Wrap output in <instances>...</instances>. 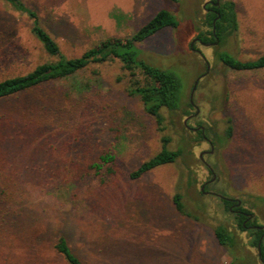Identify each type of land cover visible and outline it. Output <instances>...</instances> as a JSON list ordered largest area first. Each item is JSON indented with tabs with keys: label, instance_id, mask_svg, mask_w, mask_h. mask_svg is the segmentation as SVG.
<instances>
[{
	"label": "rangeland",
	"instance_id": "1",
	"mask_svg": "<svg viewBox=\"0 0 264 264\" xmlns=\"http://www.w3.org/2000/svg\"><path fill=\"white\" fill-rule=\"evenodd\" d=\"M24 1L68 57L105 38L132 35L159 9L170 10L179 26L138 45L151 62L181 76L189 113L163 110L166 129L160 132L139 96L128 91L130 79L118 59L0 99V264H67L54 249L60 234L85 264L229 262L214 227L226 225L244 238L249 232L238 229L219 196L242 200L264 225V68L232 69L218 52L245 60L264 54V0H233L238 28L218 43H195L209 68L191 42L211 30L205 5L217 0ZM30 25L0 0V80L50 59ZM191 98L199 112L188 124L205 127L212 151L206 140H189L200 137L184 123L196 112ZM162 135L170 137V149L184 147V155L131 178L161 149ZM109 146L117 153L116 171L83 177L80 163ZM204 182L215 194L200 191ZM176 192L197 218L176 208Z\"/></svg>",
	"mask_w": 264,
	"mask_h": 264
},
{
	"label": "trees",
	"instance_id": "2",
	"mask_svg": "<svg viewBox=\"0 0 264 264\" xmlns=\"http://www.w3.org/2000/svg\"><path fill=\"white\" fill-rule=\"evenodd\" d=\"M3 1L11 10L26 15L31 20L30 30L41 43L50 59L37 64L24 74L0 80V99L32 91L54 80L68 79L83 71L92 63L118 59L130 79L128 91L139 96L145 112L155 119L160 132L166 129V118L163 110H167L171 114L189 113L188 110H184L183 106V82L181 76L170 69L151 62L148 57L143 55V51L138 45L164 27L176 28L179 26L180 21L170 10L166 8L159 9L148 22L143 24L132 35L105 38L96 45L86 49L81 55L68 57L64 54L52 33L42 24L37 10L24 0ZM206 6L209 10L206 9L204 23L211 27V30H201L198 33L202 40L211 41L215 39L213 35L214 25L219 39H225L238 28L236 4L233 0H226L219 2V4L213 1ZM210 9L217 10L220 15L217 16L218 13ZM218 56L226 66L235 70L264 68V54L245 60L224 50L218 52ZM189 105L191 106V103ZM197 135L200 137H189L192 145H198L200 141L204 140L201 131H198ZM161 141V149L131 171V178H139L158 166L174 163L179 157L184 155V147L180 146L177 149L168 147L169 136L162 135ZM80 164L84 167L81 171L83 177L91 175L106 177L116 171L117 153L113 146H109L103 149L96 158ZM1 187L0 183V190ZM221 200L224 208L227 209L230 202L225 198H221ZM173 201L181 213L188 216L193 215V217L197 218V215L193 214L185 206L183 195L180 192H176L173 195ZM235 219L240 231L243 233L249 232L248 238H244L240 233L223 224H218L214 227V234L218 242L228 249L231 254V259L226 264H264L258 251L259 241L264 234V229L254 230L244 227L243 216L236 213ZM261 248L264 252V239H262ZM54 249L67 264H85L79 255L73 251L64 234L58 236Z\"/></svg>",
	"mask_w": 264,
	"mask_h": 264
},
{
	"label": "flooded vegetation",
	"instance_id": "3",
	"mask_svg": "<svg viewBox=\"0 0 264 264\" xmlns=\"http://www.w3.org/2000/svg\"><path fill=\"white\" fill-rule=\"evenodd\" d=\"M217 2V1H216ZM220 1L217 2V4H219ZM205 8L207 9V6L205 5ZM209 10V8L207 9ZM210 10H213L215 12L218 13L217 16L220 15V13L217 11V10H214V9H210ZM214 23H215V20H214ZM213 35H214V41H204L202 40L199 36H196L192 42H191V48L195 51H197L198 53L202 55H204L200 49L196 48L195 46V43L196 42H199L200 44H203V45H210V44H214V43H218L220 42V39L218 38L217 36V33H216V29H215V25L213 26ZM205 56V55H204ZM203 57V56H202ZM204 58V57H203ZM205 59V58H204ZM207 63V62H206ZM206 74L203 73L201 74L200 76H198L197 78V82L199 81V79L201 77H203L204 75ZM191 105L196 109V112L193 113V114H189L187 117H186V122L184 120V123L185 125L187 126V128H190L192 130H195V131H201L202 134H203V137H204V140H206L207 142H209L210 144V147H211V151L213 150V143L212 141L208 138L207 136V133H206V129L204 126L202 125H199L197 127H192L188 124V120L190 118H192L194 115H196L198 112H199V108L195 105V103L193 102L192 98H191ZM200 157L201 159L203 160V162L205 163L206 167L210 170V172H213V168L211 167V165H209L208 163H206L203 159V154H200ZM207 183L208 182H204L201 186V191L203 193H212V194H215L214 192H211V191H208L206 190V186H207ZM219 196V194H217ZM221 197V196H219ZM222 198V197H221ZM230 199H227L230 203H229V206L228 208L230 209V211L234 212V214H239V215H242L243 216V225L244 227L248 228V229H254V230H260V229H264V225H261V224H258L255 220V216L252 212L248 211L246 208L243 207L242 205V200H241V203H239V200L240 199H234V198H231V197H228ZM226 199V198H225ZM262 239H264V234L261 236V239L259 241L262 242ZM260 256V259L262 260V262H264V252L262 251L261 254H259Z\"/></svg>",
	"mask_w": 264,
	"mask_h": 264
},
{
	"label": "water",
	"instance_id": "4",
	"mask_svg": "<svg viewBox=\"0 0 264 264\" xmlns=\"http://www.w3.org/2000/svg\"><path fill=\"white\" fill-rule=\"evenodd\" d=\"M218 1H219V0H217V2H218ZM202 56L205 58V61L207 62V66H208V68H209V67H210L209 61L207 60V58H206L204 55H202ZM196 85H197V81H196V83H195L194 89H195ZM194 89H193V91H194ZM185 122H186V120H185ZM221 197H222V198H226V199H230V198L225 197V196H221ZM239 203H241V200H239ZM258 251H259V254H261V252H262L261 242H260L259 245H258Z\"/></svg>",
	"mask_w": 264,
	"mask_h": 264
}]
</instances>
